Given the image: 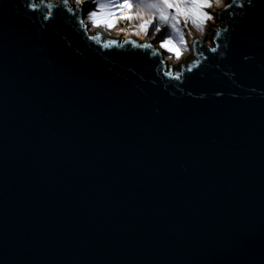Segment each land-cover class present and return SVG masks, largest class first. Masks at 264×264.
Here are the masks:
<instances>
[{
    "label": "water",
    "instance_id": "1",
    "mask_svg": "<svg viewBox=\"0 0 264 264\" xmlns=\"http://www.w3.org/2000/svg\"><path fill=\"white\" fill-rule=\"evenodd\" d=\"M18 3L0 0V264H264V0L226 59L208 49L229 16L170 68Z\"/></svg>",
    "mask_w": 264,
    "mask_h": 264
},
{
    "label": "snow or ice",
    "instance_id": "2",
    "mask_svg": "<svg viewBox=\"0 0 264 264\" xmlns=\"http://www.w3.org/2000/svg\"><path fill=\"white\" fill-rule=\"evenodd\" d=\"M25 8L27 10L21 13L19 3L13 6V10L18 15H23L24 17L31 18V15L40 11L41 6H43L44 11L42 13V20L47 23H42L41 27L47 31L52 28L54 25H57V21L64 17V13L67 12L70 14L68 9H71V14L77 19V12H85L91 23H93L92 18H97L99 23L97 27H108L111 29L116 20L121 21H134V23H129L131 34L135 35L139 33L141 36L144 35L147 31L151 33H157L158 29H163L161 26H166L167 29L173 33L176 37L174 40L170 35H159L155 37V43L159 46L160 49L164 50L167 53L172 54L173 57L179 56V46H186V39L183 31L181 30L180 25H187L189 22L194 28L205 30V26L208 22L215 19L214 15L210 13L214 3L217 0H80L79 8L73 9L70 5V0H68L67 7L64 4L58 3L57 6H53L50 3L42 4V0H24ZM85 5L88 7L94 6L95 10H87ZM256 7V0H252L251 5L246 6V10L243 11V14H239V11L235 10V5H229L224 9L223 13L220 16V19H224L225 16H229L231 13V19L228 21V30L226 39L228 41L227 47H224L223 50L215 48L214 50H209L212 53H217L219 55L221 52L224 53L223 56L225 59V53L229 52L230 41L232 40L233 33L236 30V25L247 15L250 9ZM79 23L83 21L81 17L77 20ZM39 30V29H38ZM218 36V33H215ZM131 44L132 49L136 50H145L144 55H147V51L152 49V44L149 43H136L134 41H128ZM119 47V45H118ZM201 55L204 54V50H200ZM153 56L156 53L153 51L151 53ZM131 55H140V52H133ZM248 57L246 60L252 59ZM209 59L208 57H205ZM196 62V61H195ZM193 62L191 65H193ZM199 63H195L194 67H189L188 71L191 72L193 69L197 68ZM175 79L179 80L180 75L177 74ZM191 95V93H189ZM220 95V93H217Z\"/></svg>",
    "mask_w": 264,
    "mask_h": 264
},
{
    "label": "rangeland",
    "instance_id": "3",
    "mask_svg": "<svg viewBox=\"0 0 264 264\" xmlns=\"http://www.w3.org/2000/svg\"><path fill=\"white\" fill-rule=\"evenodd\" d=\"M229 2V0H225V3ZM70 4H74L73 0H70ZM85 8L87 10H95L94 6L88 7V5H85ZM212 15H214L215 19L213 21H210L206 24L204 34L201 36L199 32L196 31V29L192 26V24L189 22L186 26L181 24V30L183 31L186 39V46H179V56L178 57H173L172 54L165 52L164 50L160 49L159 46L155 43V37L157 34L159 35H170L174 40L176 39L175 35L171 33L166 26H161L163 31L161 29L157 30V33H151L150 31H147L144 35L142 36H135L131 34V30H129V35H131L133 38L137 40L141 39H146L152 44H154L161 52H162V58L165 60V67L170 68L172 63L175 64H180L184 60H187L193 53V50L195 48L197 39L203 40L205 43L208 45H212V42L209 40L210 37L212 36V29L214 26H221L225 24V21L223 19H220L221 16V10H215L212 8L209 10ZM83 21L88 25V30L89 33L91 31H94L96 29L103 28L102 26L97 27L93 29L91 22L89 21L86 11L83 12L82 17ZM129 23H134V21H121V20H116L114 22V25L111 29H105L107 34L113 35V36H124L123 31L117 33L115 30L116 29H124L126 25Z\"/></svg>",
    "mask_w": 264,
    "mask_h": 264
},
{
    "label": "clouds",
    "instance_id": "4",
    "mask_svg": "<svg viewBox=\"0 0 264 264\" xmlns=\"http://www.w3.org/2000/svg\"><path fill=\"white\" fill-rule=\"evenodd\" d=\"M74 4L76 5V8H79V3L80 0H73ZM47 3L52 4L53 6H57L58 3L60 4H64L67 7L68 4V0H48ZM252 0H229V2L225 3V0H217L216 3H214L213 5V9L215 10H224L226 9L229 5H235V10H240L239 14H243V11L246 10V6L251 5ZM42 4H44V0H42ZM44 6H46V4H44ZM70 14H71V9H68ZM229 17H231V13L229 14ZM93 19V23L92 27L93 29L97 28V24L99 23V20L97 18H92ZM77 20H79V17H77ZM81 27H83L84 25V21L80 22ZM105 29H109L108 27H103ZM197 32H199L201 34V36L204 34V31L195 28ZM129 30H130V25H126L124 29H116L115 31L117 33L123 31L124 33V37L125 39L120 42L117 43V41L115 39H104L101 40V33L100 32H96L95 35H88L87 33H85L87 35V39L90 41H94V43L98 44L101 46V49H111L113 47L116 48H123L125 43H128V37H129ZM228 30V26L225 25L223 28L217 27L216 28V33H218L219 36H221L222 33H226ZM135 36H141L139 33H136ZM119 45V47H118ZM219 45H216V47H211L209 50H214L215 48H218ZM224 47H227V43L224 44ZM221 56L224 55L223 52L220 53ZM244 59H248V57H244ZM200 61L197 60L195 63H199ZM195 63L193 65H190V67H194ZM166 75H171V73H166Z\"/></svg>",
    "mask_w": 264,
    "mask_h": 264
},
{
    "label": "bare ground",
    "instance_id": "5",
    "mask_svg": "<svg viewBox=\"0 0 264 264\" xmlns=\"http://www.w3.org/2000/svg\"><path fill=\"white\" fill-rule=\"evenodd\" d=\"M99 30H100L101 32H103V33H107L106 30H104L103 28H100ZM94 31H95V30H94ZM94 31H91L90 33L94 32Z\"/></svg>",
    "mask_w": 264,
    "mask_h": 264
}]
</instances>
